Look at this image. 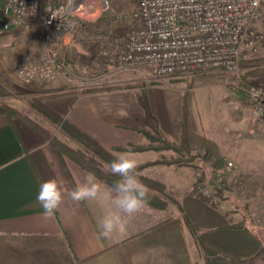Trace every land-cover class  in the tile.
<instances>
[{
    "label": "crops",
    "instance_id": "0c3cea01",
    "mask_svg": "<svg viewBox=\"0 0 264 264\" xmlns=\"http://www.w3.org/2000/svg\"><path fill=\"white\" fill-rule=\"evenodd\" d=\"M68 41V35L64 36L63 45ZM155 87H143L145 98L169 140L181 143L184 131L193 154L212 148L217 156L239 163L246 157V152L239 150L240 139L215 143V129L204 125L201 118L207 106L196 100L193 90L164 83L157 86V97H151L148 90ZM81 89L60 91L66 95L47 103L105 148L148 144L147 138L132 128L145 125V110L138 100L141 87L91 93H81ZM214 108L221 112L223 107L216 103ZM62 138L78 147L66 136ZM121 152L113 154L116 157ZM133 153L139 164L175 156L171 150ZM192 166L154 164L143 168L140 179L159 183L160 188L153 191L163 190L177 201V208L156 210L145 205L127 220L123 230L104 239L99 236L98 221L111 209L110 203H77L70 197L89 172L27 125L17 120L11 124L0 113V264H194L187 232L193 238L195 234L207 264H264V233L243 219L228 201L212 206L201 198L195 188L207 186H195L197 173ZM53 178L64 181L66 192L55 214L45 218L37 195L40 184ZM219 179L222 188L224 181L221 176ZM99 181L105 192L111 190ZM180 212L193 233L181 227ZM238 223L244 226H229Z\"/></svg>",
    "mask_w": 264,
    "mask_h": 264
},
{
    "label": "rangeland",
    "instance_id": "374dc122",
    "mask_svg": "<svg viewBox=\"0 0 264 264\" xmlns=\"http://www.w3.org/2000/svg\"><path fill=\"white\" fill-rule=\"evenodd\" d=\"M98 1L103 4L104 10ZM93 3L95 7L91 11L94 14L79 19L76 31L68 35L67 46L62 43L64 36H56L38 21L10 30L0 29V102L25 112L38 124L62 136L39 114L41 98H58L62 96L60 91L71 88L111 85L143 88L155 84L154 89L148 90L151 97H157L159 91L156 88L164 83L186 88V91L193 90L196 100L201 99L207 106L201 118L204 125H212L215 129V143L240 139L242 146L239 150L246 152V157L239 163L227 156H217L218 152L211 148L204 154L191 153L195 158L185 165H193L197 173L195 185L206 184L207 189L219 199L217 205L223 200L228 201L243 219L254 223L264 233V113L254 114L247 96L251 88L264 94V72L253 73V69L264 67V61L251 62L264 58V48L244 60L236 73L213 70L156 80L147 68L123 64L118 60V49L136 24L133 12L137 0H93ZM261 17L264 23V5ZM262 30L264 32V24ZM57 63L62 68L57 69ZM5 67L11 75L6 73ZM50 99L45 103L48 104ZM216 103L223 107L221 112L214 108ZM250 128L252 131L249 132ZM228 162H231L230 166ZM218 176L224 181L222 188L218 186L221 180ZM235 178H242L246 186L235 185ZM140 181L147 182L145 179ZM250 211L258 212L256 220L248 215ZM186 236L194 264H207L195 234L194 238L188 232Z\"/></svg>",
    "mask_w": 264,
    "mask_h": 264
},
{
    "label": "built area",
    "instance_id": "2783aa9c",
    "mask_svg": "<svg viewBox=\"0 0 264 264\" xmlns=\"http://www.w3.org/2000/svg\"><path fill=\"white\" fill-rule=\"evenodd\" d=\"M263 5L264 0H137L136 24L121 43L118 60L147 68L156 80L213 70L236 73L264 48ZM94 7L93 0H3L0 27L10 30L38 21L56 36L72 35ZM247 96L254 114L264 113V94L251 88ZM233 183L246 186L242 178ZM198 190L210 204L219 203L209 189ZM248 215L256 220L259 214Z\"/></svg>",
    "mask_w": 264,
    "mask_h": 264
},
{
    "label": "trees",
    "instance_id": "16d2710c",
    "mask_svg": "<svg viewBox=\"0 0 264 264\" xmlns=\"http://www.w3.org/2000/svg\"><path fill=\"white\" fill-rule=\"evenodd\" d=\"M3 4V0H0V10ZM1 20V14H0ZM1 29V27H0ZM264 61V58L253 59L251 62H260ZM244 62V61H243ZM6 68V67H5ZM256 72H264V67H258L253 69V73ZM6 73L10 74L8 69L6 68ZM11 75V74H10ZM9 76V75H8ZM118 88H123V86L119 85H111V86H101L95 88H86L82 89L81 93H91L95 91H108L114 90ZM141 96H138V100L140 104L143 106L145 110V125L143 126H134L132 127L137 132L141 133L148 140V144L146 145H133L129 144L125 147H113V148H105L100 145L96 140L92 137L84 133L80 130L76 125L71 123L64 115L60 114L55 109L51 108L48 104L45 103L46 100L53 98L55 96H46L41 98L40 107L38 108L39 114L46 121L51 123L56 130H58L62 135L66 136L69 140L76 143L78 147H73L68 142L62 138V136H58L57 134L49 131V129L43 127L42 125L35 122V120L31 119L25 112L7 104L0 102V113L5 115L8 121L12 124L14 120H18L21 123L27 125L38 134H40L44 139H46L50 144L59 149L63 155L67 158L74 161L81 168L85 169L87 172L94 173L95 176L103 181L106 185L112 188L114 183L119 179L118 176L113 175L107 169V165L110 164L116 157L114 156V151H144V150H171L175 153L176 156H173L169 159L161 158L155 161H147L144 163H140L137 168L138 178H141L139 175L140 171L150 165L154 164H176V165H185L191 162L195 156L191 154L189 146L186 142L185 133L183 131V141L181 143H176L168 139V137L164 134V132L159 127V124L156 118L152 115L147 100L145 98V90L141 88ZM61 94V93H59ZM66 95V94H62ZM200 180V179H199ZM147 182L143 183L148 190V199L146 205L156 209V210H166L169 209L171 205L178 206V203L175 199H173L170 195L163 192L155 193L152 188L159 187L160 184L152 181V185H150L151 181L146 180ZM149 183V184H148ZM196 186V185H195ZM179 222L181 223V227L187 229L189 232H194L191 224L184 214L180 212ZM230 227H243L242 223L229 225Z\"/></svg>",
    "mask_w": 264,
    "mask_h": 264
},
{
    "label": "clouds",
    "instance_id": "9594fccd",
    "mask_svg": "<svg viewBox=\"0 0 264 264\" xmlns=\"http://www.w3.org/2000/svg\"><path fill=\"white\" fill-rule=\"evenodd\" d=\"M139 162L135 153L124 151L117 154L106 167L119 179L111 190L105 192L94 173L89 172L84 181L70 192L74 202L108 201L111 209L98 221L99 236L110 239L112 235L124 229L127 220L139 213L147 203L148 190L137 174ZM62 179H49L39 186L37 200L43 208V216L51 218L63 203L65 195Z\"/></svg>",
    "mask_w": 264,
    "mask_h": 264
}]
</instances>
